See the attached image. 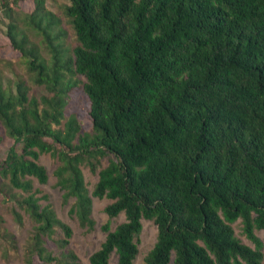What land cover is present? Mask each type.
Here are the masks:
<instances>
[{
    "label": "trees",
    "instance_id": "1",
    "mask_svg": "<svg viewBox=\"0 0 264 264\" xmlns=\"http://www.w3.org/2000/svg\"><path fill=\"white\" fill-rule=\"evenodd\" d=\"M19 2L0 0L5 35L49 92L30 96L27 80L13 90L0 79V144L13 140L0 191L17 223L22 211L33 222L24 263L85 264L70 246L73 227L35 188L34 179L49 181L40 156L52 153L83 228H95L93 198L111 200L90 264H112L113 255L135 264L144 220L158 227L144 264H264V0H70V52L46 0L28 13ZM76 87L89 130L68 111ZM84 164L99 172L93 191ZM238 221L252 245L237 236ZM0 250H19L1 213Z\"/></svg>",
    "mask_w": 264,
    "mask_h": 264
},
{
    "label": "rangeland",
    "instance_id": "2",
    "mask_svg": "<svg viewBox=\"0 0 264 264\" xmlns=\"http://www.w3.org/2000/svg\"><path fill=\"white\" fill-rule=\"evenodd\" d=\"M20 12L28 13L32 12L35 8V0H20ZM70 0H46V6L60 15L63 19L62 25L65 28L63 34L62 43L66 49L70 50L76 46V35L72 25L67 21L64 15V7L69 4ZM10 18L0 9V79L5 88L11 87L15 90V82L18 79H25L30 85V96H36L40 98L43 95H49L48 90L43 85H36L31 80V76L27 69L26 61L22 57L21 53L14 49L9 39L7 38L6 31ZM37 41L40 38H35ZM45 51V46L43 45ZM46 53V52H45ZM47 54V53H46ZM69 113H76L83 123V127L86 130L91 128V121L88 115V103L87 98L81 87H76L71 96V104L68 107ZM1 130L4 129L2 122L0 121ZM13 140L5 135L3 142L0 144V160L4 159L7 152L12 145ZM40 161L44 164L49 172L50 178L48 183L42 184L37 179H34L35 188L40 189L39 195H47V198L41 200L43 205H49L55 213L65 222L70 224L74 229V235L71 240V248L80 256L85 264H90V256L97 249L100 248L102 242L106 238V232L103 230V225L109 220L108 214L105 211L106 206L111 202L108 198L94 197L93 217L96 221L95 228L87 230L83 228L74 213L71 212L73 199L68 201L64 200V191L57 185V177L55 170L58 167L59 161L52 153H43L40 156ZM108 164L107 159L102 161L101 167ZM86 182L91 191H93L96 183L99 179V172H94L88 164L82 166ZM15 203L9 197H6L0 191V213L5 218L6 227L17 236L18 239V251H12L8 257H5L0 250V264H25L24 263V246L26 245L32 230L33 222L29 216L23 212L24 224H19L15 221L12 209ZM126 216L124 213L112 220V226L115 228L118 224L125 221ZM236 234L244 242L253 244L243 232L242 223L238 221L234 224ZM258 235L264 241V229L257 230ZM158 236V227L152 220H144V229L141 234L140 240V253L135 261V264H144V258L147 253L154 246ZM51 248L55 249L53 244H50ZM56 250V249H55ZM59 252V250H57ZM117 261V255H113L112 264ZM38 257H36V263H39Z\"/></svg>",
    "mask_w": 264,
    "mask_h": 264
}]
</instances>
